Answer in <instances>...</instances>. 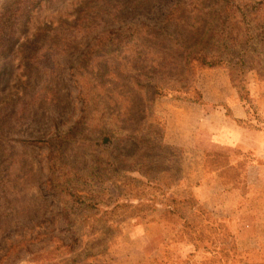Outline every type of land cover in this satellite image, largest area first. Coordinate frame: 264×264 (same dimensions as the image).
Instances as JSON below:
<instances>
[{
  "label": "rangeland",
  "instance_id": "rangeland-1",
  "mask_svg": "<svg viewBox=\"0 0 264 264\" xmlns=\"http://www.w3.org/2000/svg\"><path fill=\"white\" fill-rule=\"evenodd\" d=\"M205 70L264 130V0H0V264H264L250 154L208 151L196 181L203 147L165 141L163 111L207 110Z\"/></svg>",
  "mask_w": 264,
  "mask_h": 264
},
{
  "label": "crops",
  "instance_id": "crops-1",
  "mask_svg": "<svg viewBox=\"0 0 264 264\" xmlns=\"http://www.w3.org/2000/svg\"><path fill=\"white\" fill-rule=\"evenodd\" d=\"M205 78L211 79V83L205 84L206 86ZM197 83L207 110L204 105L201 109L194 104L177 103L163 111L166 118L165 141L168 145L181 149L203 147V152L201 151L203 177L196 181L206 180L204 157L208 151L227 153L233 157L236 150L242 148L243 152L251 156L246 164H243L246 169L242 176L243 181L249 185H264V130L247 129L240 125L248 118L247 106L239 99L224 70H205L197 78ZM255 103L258 105L260 102L257 100ZM224 105L229 109V118L225 116ZM242 162L238 158L234 161L230 159L228 165L212 173V181L223 182L221 172L238 168ZM219 191L224 195L221 198H229L232 193L228 189ZM253 197L256 198V195ZM259 197L262 195L259 194ZM217 209H220V206Z\"/></svg>",
  "mask_w": 264,
  "mask_h": 264
},
{
  "label": "trees",
  "instance_id": "trees-1",
  "mask_svg": "<svg viewBox=\"0 0 264 264\" xmlns=\"http://www.w3.org/2000/svg\"><path fill=\"white\" fill-rule=\"evenodd\" d=\"M113 41V40H112ZM118 41V40H116ZM105 46L103 45L102 48H104ZM205 54V53H204ZM180 59H181V62L182 64H184L187 67L190 66V64L192 62H196L198 63L199 65L201 66H204V67H208V68H212L214 65H216L217 63H220L219 61H221V58H215V56H210V54H205V55H196V56H192L191 54H180ZM160 91L158 90V87L157 88H154L153 91H152V99H155L156 96L160 95ZM106 138H104L102 140V142H105V143H110V141H112V138L110 137V133H106ZM110 140L108 142V140ZM178 149V148H176ZM73 200L75 201H78L79 204L78 206L80 207V210H65V215H68V214H71L72 215H81V217H84L85 220H88L89 216L87 214H82L83 212H87L89 210H87L89 208V206L92 204L93 202V199H87L85 196H74L73 195Z\"/></svg>",
  "mask_w": 264,
  "mask_h": 264
}]
</instances>
